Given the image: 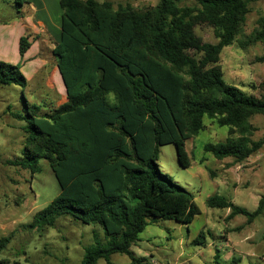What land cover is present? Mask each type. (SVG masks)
I'll use <instances>...</instances> for the list:
<instances>
[{
	"label": "trees",
	"instance_id": "obj_1",
	"mask_svg": "<svg viewBox=\"0 0 264 264\" xmlns=\"http://www.w3.org/2000/svg\"><path fill=\"white\" fill-rule=\"evenodd\" d=\"M59 1L61 38L53 55L67 102L41 118L28 114L31 134L21 164L39 173V163L48 161L60 194L31 227H54L71 217L105 235L106 243L95 235L81 264H113L114 254L143 264L147 260L137 258L132 247L149 220L189 225L201 213L193 194L161 171V147L175 145L180 165L190 168L186 144L205 131V118L229 129L225 142L205 147L218 160L244 162L264 146V137L252 140L257 129L251 122L264 116V97L227 84L220 64L223 50L243 34L250 4L261 0H197V6L159 0L142 10H115L111 2L97 0ZM200 26L213 29L216 44L197 34ZM257 42L264 43V18L249 41ZM30 48L22 37L23 59ZM0 84L25 88L28 82L19 66L0 61ZM207 205L249 223L264 215V195L253 212L220 195ZM11 239L0 240V254ZM206 239L201 232L193 245H205Z\"/></svg>",
	"mask_w": 264,
	"mask_h": 264
},
{
	"label": "rangeland",
	"instance_id": "obj_2",
	"mask_svg": "<svg viewBox=\"0 0 264 264\" xmlns=\"http://www.w3.org/2000/svg\"><path fill=\"white\" fill-rule=\"evenodd\" d=\"M29 1L0 0V23H24V38L32 44L36 38V15ZM111 2L114 9L132 6L142 10L155 7L159 0H97ZM181 6H197V0H179ZM33 5V4H32ZM243 34L234 45L221 54L220 64L227 84L250 96L264 97V43H249L264 18V0L252 2ZM33 29V30H32ZM207 43L216 44L213 29L196 28ZM16 37V36H15ZM8 37L0 48V61L19 66L27 78V87L0 84V240L12 239L0 254V262L7 264H81L86 249L95 241V235L106 243L103 230L95 225H84L71 217L59 219L54 227L34 229V216L46 208L59 194L60 186L48 161L39 163L40 172L24 169V151L31 134L28 114L41 118L67 102L57 59L53 55L54 42H46L47 32L35 41L40 44L29 54L39 51L27 63L19 52V37ZM45 41V42H44ZM114 101V96H110ZM15 115L24 117L19 119ZM257 129L253 141L264 137V116L251 120ZM206 129L187 141L186 149L191 167L183 168L178 160L176 146L161 147V171L193 194L200 209L191 224L174 221L149 220L140 241L132 247L136 257L145 258L143 264H264V215L249 223L239 215L229 219L231 210L211 209L210 197L220 195L250 212L258 208L264 195V146L244 162L234 158L216 159L205 150L207 144L225 142L228 127H220L215 120L205 118ZM201 232L206 244L195 246L193 241ZM113 264H133L130 257L114 254ZM98 264H108L104 259Z\"/></svg>",
	"mask_w": 264,
	"mask_h": 264
},
{
	"label": "crops",
	"instance_id": "obj_3",
	"mask_svg": "<svg viewBox=\"0 0 264 264\" xmlns=\"http://www.w3.org/2000/svg\"><path fill=\"white\" fill-rule=\"evenodd\" d=\"M20 5L21 0H16ZM29 6L31 9L36 12L34 18V28L33 30L36 33V38L33 39L31 48L25 55V60L28 62L35 59L38 56L40 51V44L35 40L40 38L41 33L44 31L47 32V37H45L46 42L59 43L61 38V18H62V9L59 0H33L29 1ZM33 4V5H32ZM27 28V25L24 23L14 22L13 24H8L6 22L0 23V48L6 45L8 37H19V44L21 38L25 35L24 29ZM15 37V38H16ZM44 41V42H45ZM40 45V46H39ZM20 47V46H19ZM36 48H39V51L32 53V57L29 58V54L34 51Z\"/></svg>",
	"mask_w": 264,
	"mask_h": 264
}]
</instances>
